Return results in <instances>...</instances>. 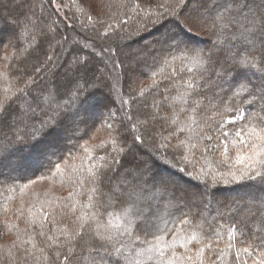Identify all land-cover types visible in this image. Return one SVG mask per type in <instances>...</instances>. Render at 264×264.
<instances>
[{"label": "trees", "instance_id": "1", "mask_svg": "<svg viewBox=\"0 0 264 264\" xmlns=\"http://www.w3.org/2000/svg\"><path fill=\"white\" fill-rule=\"evenodd\" d=\"M135 3L140 7L133 10ZM223 3L224 0H202L197 8L204 12L210 24L217 9L222 10ZM172 6L166 0H0V98H22L21 108H31L35 113L33 116L29 112L25 117L30 128L34 126L40 129L41 121H47L53 116L57 106L68 110L66 114L62 112L56 117L57 127L42 129L34 140L26 144H10L8 154L0 162V202H6L9 195L16 196L11 202L12 211L0 215V264H62L66 249H59L61 258L56 259L53 253L57 249L47 248L46 238L39 236V229L29 226L28 213L25 212L23 217L17 219L14 212L21 200L24 201L25 209L32 204L39 207V201L46 198L55 200L61 207L70 206L73 201L67 198L74 191L80 192L76 196L80 204L87 203L88 182L82 188L68 182L71 166L80 165L81 158L88 154L85 148L93 153V166L97 164L99 156L107 157L109 162L112 157L121 161L103 173L100 191L94 197V210L98 212L99 220L107 224L109 213H112L113 225H116L115 214L133 203L126 193H113L117 184L120 185L121 192L131 188L130 184L121 183L125 172V158L118 156L117 151L120 147H133L134 137L137 135L144 140L142 145L136 146L139 148L137 155L141 159L148 161L150 155L159 156L164 151L171 164L175 165L163 166L165 173L174 182L167 193L168 198L175 196L174 206L166 208L167 199H161L151 206L145 202H137L144 209L145 217L155 219L157 215L167 212L169 219H172L187 214L193 223H198V218L192 215V211L202 217L206 215L205 206H221V215L212 224H205L206 227L215 229L223 226L227 229L232 224L237 227L243 224V235L237 237L236 247L253 242L257 245L261 243L256 237L262 234L255 230L259 227L257 221L264 214V209L260 208L261 199H264V185L248 179L233 182L230 178L228 183H224L218 173L226 172L227 166L220 163L222 157L219 151L208 154L211 167L216 171H209L207 176L202 177L200 168H208L205 157L199 149L193 150V155L186 149L176 147L190 133L180 132L177 125L172 123L178 115L180 127H183L188 117L194 115L199 121V127L212 135L215 142H219L215 140L216 137L224 139V131L231 138L243 122L238 121L234 125L219 123L221 117L218 112L223 113L225 102L231 97L232 86L240 78L233 73L232 60L246 54L244 46L239 39L233 38L234 28L226 30L219 45L210 27L194 29L196 34H189L193 41L192 47L203 51L205 56L211 52L212 62L204 69L190 65L180 58V52L170 49L164 41L165 36L179 31L176 18L165 14L159 23L150 22L156 13H164L166 8ZM176 11L179 15L185 9L177 8ZM108 25L113 27L108 28ZM11 33H14L11 36L13 41L8 38ZM155 36H158L156 40L153 39ZM254 54L258 61L264 59V50L259 45ZM190 67L191 71L188 70ZM218 72L223 75L218 76ZM247 76L257 84L264 82V77L255 70L249 71ZM187 81H193L198 87L188 97L187 104L182 106L174 103V98L185 91ZM78 87L77 99L73 93ZM7 89L11 91H6ZM20 89L26 95L20 93ZM141 90L143 95L140 94ZM193 101L200 102L195 112L192 111L196 107ZM7 102L15 112L16 105L11 100ZM237 103L239 101L234 99L230 106L235 107ZM181 107L183 111L180 110ZM242 107L247 110L254 106L243 104ZM152 112L160 113L165 119L158 120L155 117L150 120ZM234 115L235 111L223 113V120L227 121ZM20 126L19 122L15 127L5 124L0 128V140L9 142ZM96 137L100 139L95 145L91 141ZM112 139L116 140L115 146L109 143ZM102 142L106 147H100ZM229 147L230 155H234L235 149L231 145ZM182 154L189 157L188 161L182 158ZM83 163L85 167L80 169V173L86 175L85 169L89 161ZM56 165L65 170L63 176L57 172ZM156 166L160 167L158 161ZM62 178L64 183H61ZM32 180H49L59 186L60 191H32ZM25 184H29V187L21 195L19 189ZM10 188H15L16 192L10 193ZM184 190H209L211 195L208 197L204 192L197 193L195 200L190 201L182 198ZM226 194L236 201L228 203L224 198ZM52 207L55 208V213L49 216V221L45 224L46 233L52 234L62 226H67L72 232L79 228V206L75 213L69 207H63L62 212L55 204ZM50 211L49 207L44 209L45 213ZM6 222L16 223L19 229L36 233L38 248L31 249V255L18 245L14 246L16 230L10 233L5 227ZM110 231L119 234L118 227L113 226ZM137 234L142 239L145 238L139 222L133 232V235ZM95 236V224L83 228L82 234L72 244L74 253L69 258V264H115V247L123 248L128 238L122 237L119 242H107L99 238L108 243V247H105L93 240ZM192 247L195 248L196 245ZM39 248H45V251L41 253ZM45 256L48 259H44ZM122 264L127 262L122 261ZM219 264L230 262L225 257ZM231 264H235L234 260Z\"/></svg>", "mask_w": 264, "mask_h": 264}, {"label": "snow or ice", "instance_id": "2", "mask_svg": "<svg viewBox=\"0 0 264 264\" xmlns=\"http://www.w3.org/2000/svg\"><path fill=\"white\" fill-rule=\"evenodd\" d=\"M201 2L202 0H166V3H171L173 6L166 8L164 13H156L155 18L151 19L150 22L152 24L159 23L165 14L176 18L179 31L170 36H165L164 41L170 49H175L181 53L180 58L182 60L188 61L190 65L198 69H204L206 65L211 64L212 53L209 52L205 56L203 51L192 47L193 41L189 34L195 35L194 29H208L210 27L214 31L217 38L216 43L219 45L222 43L226 30L229 28L235 29L232 36L239 39L246 54L237 56L232 60L233 73L240 78L235 80L231 97L225 102L223 108V113L235 111V115L227 121L223 120V113L218 112V115L221 117L219 123L233 125L238 121L243 123L235 130L230 139L229 133L224 131V139L221 140L220 137H216L215 140L219 142H215L212 135L204 132L199 127V121L194 115L188 117L183 127H180L181 122L177 115L172 123L177 125L180 132L187 131L190 135L186 139L180 140L176 147L186 149L189 154L193 155V150L199 149L201 151L205 157V164L208 165L207 169L205 167L200 168L202 177L207 176L209 171H216L211 167L208 154L219 151L222 157L220 163L227 166L226 172L218 173L224 183H228L230 178L233 182L248 179L259 181L261 185H264V82L257 84L247 76L249 71L255 70L261 77H264V59L258 61L254 54L257 45L264 50V0H224L221 5L222 10L217 9V13L211 19L210 24L204 12L199 11L197 8V5ZM139 7L140 5L135 3L133 10ZM177 8H184L185 11L178 15ZM149 15L152 14L149 13ZM88 18L92 19L91 16ZM124 23H127V21H124ZM112 27V25H108V28ZM137 31H140V28H137ZM188 70L191 71L192 68L190 67ZM217 75L222 76L223 73L218 72ZM113 86L115 87V85ZM197 87L198 85L193 81H187L185 91L174 98L173 102L182 106L187 104L188 97ZM6 91H11V89ZM20 93H23V89H20ZM78 93L79 87L73 93V96L77 99L79 98ZM23 94L26 95V93ZM140 94L143 95V90ZM234 99L239 101L235 107L230 106ZM9 100L16 105L15 112L12 111L11 104L7 102ZM22 102V98L7 96L0 98V128L5 124L11 127L18 122L21 125L16 128L15 134L9 142L0 140V162L8 154L10 144H26L34 140L37 133L42 129H47L49 126L52 128L57 127L56 117L60 116L62 112L65 114L68 112L67 109H60L57 106L53 116L49 117L47 121H41L40 129H36L34 126L30 128L25 117L28 116L29 112H32L33 116L35 113L31 108L23 110L21 108ZM193 103L196 107L192 111L195 112L200 102L193 101ZM243 104L253 105L254 107L245 110L242 107ZM255 108L259 110H254ZM180 110L183 111V107ZM211 119H216V117H211ZM205 141L208 143H205ZM109 143L115 146L116 140L112 139ZM143 143L142 136L137 135L134 137L133 147L124 146L117 151L118 156L125 158L123 165L125 172L121 183L130 184L131 188L121 192L120 185L117 184L113 193L114 195H124L126 193L133 203L115 214L117 218L116 225H113L112 213H109L110 218L107 224L99 220L98 212L94 210L96 208L94 197H97L100 191L99 185L103 173L112 168L114 164H120L121 161L117 157H112L111 162H109L107 157L99 156L97 164L93 166L91 163L93 153L88 148H85V152L88 154L81 158V164L71 166V175L68 177V182L75 184L77 188H82L85 182H88L89 195L87 203L80 204L79 200L76 199L80 192L74 191L70 192L67 198L72 200L73 203L70 206H63L69 207L72 213L76 212L77 206L81 209L80 214L77 216L80 226L75 232L70 231L67 226L59 227L52 234L44 231L49 216L55 213V208L52 205L55 204L56 208H60L61 212L63 211V207L53 199H45L39 202V207L32 204L27 209H25L24 201L21 200L20 206L15 209L14 215L19 219L24 216L25 212L28 213L27 223L30 227L39 229V236L46 238L47 248L57 249L53 253L56 259L61 258L59 249H66V254L62 257V264H69V258L74 253L72 244L82 234L83 228L90 224H95L97 236L103 241L119 242L122 237L126 236L128 238L123 248L115 247L117 254L115 264H122V261H126L127 264H219L225 257L228 258L230 264L233 260L235 264H264V215L257 221L259 225L257 230L262 235L256 238L260 239L261 243L257 245L253 242L242 247H236V241L238 236L243 235L245 226L243 224L240 227L232 224L227 229L223 226L210 229V227L205 226L203 221L193 223L187 214L172 219H169L167 212L157 215L155 219L145 217L144 209L140 208L137 202H145L151 206L161 199H167L168 203L165 207L174 206L175 196L167 197V193L173 187L174 182L172 177L165 173L163 166L174 167L175 165L171 164L168 154L164 151H161L159 156L150 155L148 161L141 159L137 155L139 148L136 146ZM229 145L232 149H235L234 155H230ZM100 147H106V145L102 142ZM114 150L116 149L114 148ZM129 156L131 157L130 160L128 159ZM182 158L185 161L189 159L187 155L183 154ZM84 161H89L85 169L86 175L80 173V169L85 167ZM157 161L160 165L159 168L156 166ZM56 170L63 176L65 170L60 165H56ZM180 171H184V169H180ZM41 179H45V177H41ZM30 183L35 184L36 181L32 180ZM61 183H64L63 178ZM28 187L29 184L21 186L19 189L20 194L23 195ZM8 191L15 193L16 189L10 188ZM15 199V195H9L6 197V202H0V215H6L12 211L11 202ZM46 207L51 208L49 213L44 212ZM251 207L249 210H251ZM260 208L264 209V199H261ZM138 222L144 232L145 238L143 239L139 234L133 235ZM113 226L119 228L118 235L110 231ZM5 227L10 233L16 230L14 246L18 245L29 255H31V249L38 248L35 232L29 233L26 230L19 229V225L16 223L6 222ZM101 229H103L102 232ZM253 235L255 236V232ZM147 237L151 238L148 239ZM194 244L196 245L195 248L192 247ZM178 249L182 251H178ZM233 249L235 250L233 251ZM39 251L43 253L45 248H39ZM43 258L48 259L47 256Z\"/></svg>", "mask_w": 264, "mask_h": 264}, {"label": "rangeland", "instance_id": "3", "mask_svg": "<svg viewBox=\"0 0 264 264\" xmlns=\"http://www.w3.org/2000/svg\"><path fill=\"white\" fill-rule=\"evenodd\" d=\"M11 23V22H10ZM14 33H11V35H10V37H8L9 38V40H12L13 41V37H11L12 35H13ZM158 38V36H155L153 39L154 40H156ZM141 58H143L142 56H141ZM72 60H73V57H72ZM130 66H134V64H129ZM128 65V66H129ZM125 67H126V64H125ZM101 72V71H100ZM101 74H102V72H101ZM135 75V74H134ZM134 75H133V77H134ZM106 79H108V77L106 76ZM149 108H152L153 109V107H149ZM153 114H152V117H150V120L151 119H153V118H157L158 120L159 119H162V120H164L165 118L163 117V116H161V115H159L160 113H156V114H154V112H152ZM149 119V118H148ZM16 125H13L12 127H15ZM75 128H76V130H78V126L76 125L75 126ZM98 139H100V137L98 138V137H96V138H93L92 140L93 141H91L92 142V144H95L96 145V141L98 140ZM104 141H106V140H104ZM101 145V144H100ZM46 189H56V191H60V188H59V186H56L55 184H53L51 181H49V180H47V181H40V182H36L35 184H32L31 185V190L32 191H35V192H38L39 190H46ZM202 192H204V195L205 196H210L211 194H210V191L209 190H203ZM202 192H197V191H194V190H192V192L191 191H185L184 190V192H182L181 193V195H182V198H188L190 201L191 200H195V197H197V193H199V194H202ZM67 193H66V191H65V195H66ZM221 198H223V197H221ZM225 199H226V201L229 203V202H231V201H236L235 200V198H233L231 195H227L226 194V197H224ZM47 199V198H46ZM188 200V201H189ZM220 200V199H219ZM40 202V201H39ZM257 204V203H256ZM255 206V205H254ZM183 207H184V205H183ZM205 208H206V215H203L202 217L200 216V214H196L195 212H193L192 211V215L193 216H195V217H197L198 219V222H201V221H203L205 224H212L213 222H214V220L216 219V218H218L220 215H221V213L223 212L222 211V207L220 206V207H215L214 205L213 206H211V205H207V206H205ZM185 209H186V207H185ZM186 212H188V211H186ZM264 215V214H263ZM255 232H258L259 233V231L257 230V228H256V230H255ZM0 237H2V233H0ZM93 240H95L96 241V243H99V244H101V245H103V246H105V247H108L107 246V242L106 243H104V242H102V241H100L99 240V238H98V236H95V238H93ZM106 244V245H105ZM122 259V258H121Z\"/></svg>", "mask_w": 264, "mask_h": 264}]
</instances>
